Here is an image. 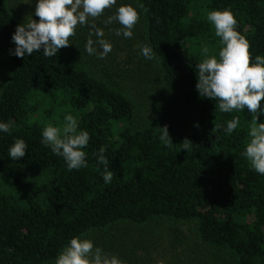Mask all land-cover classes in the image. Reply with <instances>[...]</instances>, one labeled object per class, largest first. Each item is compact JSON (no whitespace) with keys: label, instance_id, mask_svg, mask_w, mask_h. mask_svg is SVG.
I'll list each match as a JSON object with an SVG mask.
<instances>
[{"label":"trees","instance_id":"trees-1","mask_svg":"<svg viewBox=\"0 0 264 264\" xmlns=\"http://www.w3.org/2000/svg\"><path fill=\"white\" fill-rule=\"evenodd\" d=\"M127 1L141 12L170 93L143 124L132 98L78 62L69 46L51 58L42 48L17 57L11 37L25 22L0 0V51L12 72L0 95V122H11L9 132L0 131V158L7 166L0 184V264H55L72 237L157 219L193 221L200 240L235 264H264V175L242 155L252 114L247 108L220 112L218 100L198 93L196 65L203 57L186 46L203 43L208 55L218 57L220 37L207 14L229 8L254 63L264 56V0ZM68 114L90 134L83 149L87 167L69 170L43 142L42 130L50 123L63 127ZM258 115L264 122V111ZM235 117L240 124L228 134L227 122ZM165 125L168 143L160 139ZM16 139L28 149L13 160L9 149ZM185 139L193 143L188 150ZM101 148L107 171L114 172L110 183L98 162ZM25 171L48 174L50 182L32 192L24 185Z\"/></svg>","mask_w":264,"mask_h":264},{"label":"clouds","instance_id":"clouds-1","mask_svg":"<svg viewBox=\"0 0 264 264\" xmlns=\"http://www.w3.org/2000/svg\"><path fill=\"white\" fill-rule=\"evenodd\" d=\"M117 0H38L35 6V16L39 22L32 18L27 23L16 26L11 39L16 45L14 54L17 57L32 55L43 49L45 57H54L61 48L70 45L69 38L76 34L78 25H87L88 18L100 17L105 9L116 5ZM139 7L147 11L143 4ZM207 20L214 26L215 35L220 37L221 48L217 55H208L209 49L204 47L205 58L196 65L198 70L196 89L198 93L209 99L218 100L220 112L230 113L233 110L243 111L245 108L252 114L244 155L252 168L264 175V122L258 123V113L261 101L264 100V56L257 55L252 61L250 42L238 30V21L233 11L212 10L207 14ZM117 21L121 28L117 29V36L125 38L133 36V28L139 21V13L131 4L121 5L114 16L108 17L105 24ZM94 33L86 43L88 54H94V43L102 48L99 58H104L112 50V45L102 37L104 32L91 25ZM98 39L93 41L91 35ZM141 54L146 59H153L154 52L147 44L141 46ZM63 127L48 124L42 130L43 142L50 146L53 153L62 156L69 170L87 167L86 153L83 151L91 139L85 130H78L76 117L68 114L64 118ZM240 124L239 117L227 122L226 133L231 134ZM11 122H0V131L9 132ZM160 139L169 142L168 127L160 128ZM171 141V139H170ZM172 143V142H171ZM183 148L188 150L193 143L185 139ZM27 143L23 139H16L9 149V156L13 160L22 158ZM105 149L101 148L98 162L104 164L103 180L110 183L114 172L107 171L108 160L104 155ZM83 236V234H81ZM75 236L59 253L55 264H125L118 256L106 253L101 247L94 244L89 238ZM163 264V262H161Z\"/></svg>","mask_w":264,"mask_h":264},{"label":"rangeland","instance_id":"rangeland-1","mask_svg":"<svg viewBox=\"0 0 264 264\" xmlns=\"http://www.w3.org/2000/svg\"><path fill=\"white\" fill-rule=\"evenodd\" d=\"M37 3L38 0H8L13 13L25 23L31 18L39 22L35 16ZM126 4H131L139 13V21L132 30L131 38L115 34L121 28L117 21L107 25L101 22L114 16L118 7ZM93 24L103 30L102 38L112 45L111 52L104 58H99L102 48L98 43L93 45L96 49L94 54L86 51L90 33H94L91 28ZM82 28L85 29L84 35L79 32ZM91 39L97 41L98 37L92 34ZM69 43V50L78 62L101 76H107L132 98L140 124L151 118L159 104L170 96L155 56L146 59L141 54V46L148 43L141 12L133 2L117 0L116 5L105 9L100 17H89L87 25L77 26L76 34L69 38ZM186 46L191 52L205 58L203 43H188ZM11 78L10 64L0 51V95ZM6 170V163L0 158V184L4 181ZM23 182L34 192L40 185L50 182V175L25 171ZM83 238L93 240L96 246L118 256L125 264H235L228 254L215 251L200 240L193 221L157 219L146 225L120 222L107 229L92 231Z\"/></svg>","mask_w":264,"mask_h":264}]
</instances>
